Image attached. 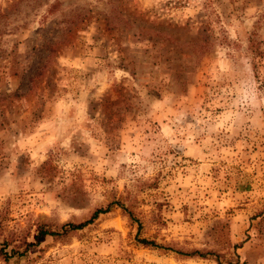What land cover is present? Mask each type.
Returning a JSON list of instances; mask_svg holds the SVG:
<instances>
[{
  "label": "rangeland",
  "instance_id": "374dc122",
  "mask_svg": "<svg viewBox=\"0 0 264 264\" xmlns=\"http://www.w3.org/2000/svg\"><path fill=\"white\" fill-rule=\"evenodd\" d=\"M228 262L264 264V0H0V264Z\"/></svg>",
  "mask_w": 264,
  "mask_h": 264
},
{
  "label": "trees",
  "instance_id": "16d2710c",
  "mask_svg": "<svg viewBox=\"0 0 264 264\" xmlns=\"http://www.w3.org/2000/svg\"><path fill=\"white\" fill-rule=\"evenodd\" d=\"M107 211H108V209H101V208L96 209V210H94V212L92 213L90 218H88L87 220L80 222V223L67 222V223L62 224L60 226V228L63 232L67 231L66 228H68V229H81L84 226H86L87 224L91 223L93 220H95L99 216L100 213H105ZM127 213L133 219L134 216H133L132 211L128 210ZM59 233L60 232L57 230L47 228V226L45 224H39L37 227V232L35 234V238L38 239L39 236H46V235L56 237L59 235ZM138 242L143 244L144 246H151V247H155V248H166V249L172 250L171 246H163L162 244H157V242L155 240L138 238ZM237 247H239V245ZM175 251L181 255L190 256V257H192V256L205 257L208 254V252H202V251H199L197 249L190 250V251H184V250H175ZM15 253L16 252L12 250L10 254L14 255ZM227 264H237V262H228Z\"/></svg>",
  "mask_w": 264,
  "mask_h": 264
}]
</instances>
